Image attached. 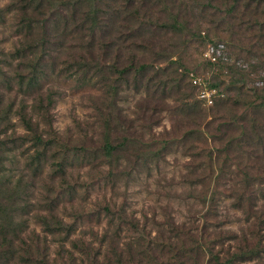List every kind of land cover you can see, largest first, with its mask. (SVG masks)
I'll return each instance as SVG.
<instances>
[{
    "label": "rangeland",
    "instance_id": "rangeland-1",
    "mask_svg": "<svg viewBox=\"0 0 264 264\" xmlns=\"http://www.w3.org/2000/svg\"><path fill=\"white\" fill-rule=\"evenodd\" d=\"M12 1L0 0L1 80L12 77L19 64V59L12 57V53L20 46L22 40V36L18 34L20 30L18 18L14 12L1 14V11L11 5ZM118 6L116 1L111 2V7ZM164 8V5L150 7L152 18L160 19V22L167 21L168 14L164 12ZM65 14L70 17L66 22L70 34L61 37L62 40L58 42L57 36L61 35L62 30L56 33V30L51 28V24L49 25L48 30H51V35L48 40L52 43L50 45L52 56L44 64L45 72L39 77L37 89L18 92L20 86L14 84L10 92L7 82L0 84L4 99L3 111L12 103L17 107L24 103L27 111L32 113L35 100L45 99L47 95H55V104L50 110L52 127L41 124L44 140L57 136L61 142L60 147L70 146L69 160L65 162L63 176L55 173L56 163L63 160L57 161L55 158L45 162L38 177L33 179L35 192L30 198L32 206L22 217L28 220L22 236L29 240L33 237L32 234H35L43 242L47 241L45 243L48 247L49 259L58 264L63 259H67L65 258L67 251L74 252L77 257L81 256L82 253L79 254V251L73 249L71 243L72 240L79 238L93 243L90 251L101 250L100 260L105 253L111 251L107 241L109 237H113L114 241L123 248L132 243L133 251L146 250L145 246L140 248L137 245L138 240L145 242L146 246L150 241L151 246L158 249L153 251L154 255H159L157 254L159 248L167 243L173 245L175 242L174 239H169L172 236L171 228L184 232L182 240L185 244L179 243L173 250L180 251L181 247L193 250L189 260L192 261V255L196 253L195 258L200 264L214 262L210 253L219 254L223 258L228 250L234 251L238 246L246 245L245 242L242 243L244 238L249 240V246L258 243L256 224L248 223L246 215L235 208L234 199L228 196L229 184L218 187L214 182L218 170L214 172L210 170L211 164L207 154L219 148L221 144L211 141L185 142L168 148L163 158L149 165H137L139 161H136V156H139V152L143 153L148 149L146 146H140L141 144L138 145L139 151L133 147L119 164L114 159L102 157L94 159L104 141L101 114L107 116L108 112L104 110L99 113V108L104 109L103 98L107 96V88L102 84L83 85L72 77L74 71H66L73 61L80 59L83 53L79 46L81 43L86 45L89 38L84 37V30L81 27V22L86 19L83 14L76 15L71 12ZM74 18H77V24ZM107 18H102V21L106 23ZM110 28L111 26L108 25L104 29H108L111 34L103 32L96 36L95 48L102 65L107 67L117 61L121 67L128 65L129 62L135 63L137 68L147 65V69L141 71L137 78L135 75L137 68L131 71L127 84L120 89L118 105L110 108L115 114L112 116L113 119L119 120L128 128L132 126L133 138L136 140L149 144L151 139L154 142L161 141L167 137L166 134L170 138L182 137L189 129L198 128L194 120L184 119L183 112L181 114L179 112L183 103L178 101V96H181L182 92L191 93L192 101L200 102L205 111L212 107L205 98L201 97L204 87L192 85L191 73L202 79L211 99L216 100L227 95L223 87L218 93V90L214 91L212 86L217 81L224 80L227 83L229 77L226 69L207 64L204 54L210 43L203 44L197 39L191 40L187 34L179 36H174L172 33L165 34L159 26L144 29L149 32V36L140 40L134 39L130 30L125 31L121 26L118 27L120 33L112 32ZM206 28L209 27L201 29V36L209 37L213 42H223L231 62L238 59L241 65L249 64L245 54L239 58L233 54L224 33L217 36L213 30ZM138 30L141 29L135 28V31ZM38 53L41 54V50ZM24 61L26 66L19 67V70L27 74L33 69L32 62H28L30 59ZM247 69L249 70V66ZM188 72H190L189 77ZM164 73L171 79L178 77V85L183 89L180 91L174 84L172 88L158 90L160 82L168 79ZM113 78L116 79V76ZM252 78L257 80L254 76ZM253 85L260 87L261 82H253ZM221 90L225 93L224 96H221ZM11 121L16 125V135L25 133L19 116L12 115ZM121 136L122 134H116L115 137L120 139ZM60 147L58 146V149ZM80 147L89 149L90 153H94L93 156L81 159L82 149L78 151ZM21 151H14L15 154L11 153L12 156L9 154L12 162H7L6 168L9 172L14 171L15 174L23 170L28 178L32 175L30 169H27L28 155L22 156ZM34 151L35 148L31 145L30 155ZM119 156L121 157L120 154ZM92 162L95 165H92ZM200 176L205 178L193 183L194 178L198 179ZM212 192L217 197L215 203L209 198ZM53 203L57 209L52 214L48 210ZM257 206V209H264V201H259ZM105 207H109L112 212ZM113 212L115 224H110ZM49 214L50 218L58 217L66 223L75 225V231L69 240L58 241L60 239L58 236H47L44 233L38 218L40 215L49 216ZM142 235L146 241L140 240ZM228 235H235V240L228 239ZM169 247L165 248V259L172 261L175 252L169 253L167 250ZM257 261H251L250 264ZM76 264L80 262L76 261Z\"/></svg>",
    "mask_w": 264,
    "mask_h": 264
},
{
    "label": "trees",
    "instance_id": "trees-1",
    "mask_svg": "<svg viewBox=\"0 0 264 264\" xmlns=\"http://www.w3.org/2000/svg\"><path fill=\"white\" fill-rule=\"evenodd\" d=\"M114 1L119 5L116 8L111 7L113 0H13L11 5L1 11V14L14 12L18 18L20 28L18 34L22 36V40L20 46L12 53V57L18 58L19 64L15 68L16 73L12 77H5L6 81L0 79V84L7 82L10 92L14 84L20 86L18 92L36 90L39 77L45 72L44 64L52 56L50 46L52 43L48 40L51 35V30H48L49 25L51 24V28H54L56 33L62 30L61 35H56L59 42L62 40L61 37L70 34L66 24L70 17L65 12L83 14L86 19L81 22V27L84 30V37L89 38V41L86 45L80 44L79 49L83 54L78 61H73L66 71H74L72 77L82 82L83 85L102 84L104 88H107V96L103 98L104 109L99 108V113L104 110L108 112L107 116L104 113L100 115L104 125V141L98 150L101 155L96 153L97 156L94 159L98 157L114 159L119 164L120 160L130 153V150H133V147L139 151L140 146H146L148 149L143 153L139 152L136 161H139L137 165H149L163 158L168 148L185 142L211 141L221 144L219 148L207 154L211 164L210 170L212 172L218 170L214 182L218 184V187L229 184L228 196L234 199L235 208L246 215L248 223L256 224V234L259 238L258 243L253 246L248 245V239H242V243L245 242L246 245H240L234 251L228 250L223 258L219 254L210 253L211 260L214 261L212 264H250L255 260L258 261L254 264H264V209H257L258 202L264 201V0ZM160 5L165 7L164 12L168 14L167 21L155 20L156 18L153 19L150 14V7ZM101 17H108L106 23ZM74 20L77 24V18ZM108 25L111 26L112 32L120 33L119 26L125 31L130 30V34L136 40L147 38L149 32L146 30L159 26L165 34L172 33L174 36L187 34L191 40L197 39L203 44H217L218 42H213V39L201 36V29L208 26L209 28L206 29L213 30L217 36L224 33L229 42L228 47L233 54L238 58L245 54L249 64L241 65L238 59L231 62L226 49L227 60H220L217 63L207 61L210 66L227 70L229 81L227 83L224 80L217 81L212 85L214 91L217 89L218 93L223 87L227 95L224 96L225 93L221 90L220 94L224 97L214 99L213 104L210 105L212 107L205 111L200 102L192 101L191 93L182 92L181 96H178V101L183 103L179 112L180 114L183 112L184 119L194 120L198 128L189 129L182 137L170 138L166 134L167 137L161 141L154 142L151 139L149 144H146L133 138L132 126L128 128L119 120L113 119L112 116L115 114L112 109L110 111L111 107L118 105L120 89L127 84L129 74L137 67L133 62L121 67L118 61L107 67L102 65L95 48L96 36L103 32L111 34L108 29H104ZM135 28L141 30L135 31ZM39 50L41 54L38 53ZM26 59H30L28 62H32L33 69L24 74L20 72L19 67L26 66L24 61ZM146 69L147 65H141L135 69L136 78L141 71ZM189 74L190 72H188V77ZM165 75L168 79L160 82L158 90L172 88L174 84L180 91L183 89L178 85V77L171 79L164 73ZM114 76L116 79L113 78ZM253 76L257 80L253 79ZM253 82H261V86H252ZM180 91H178L179 94ZM44 98L35 100L32 113L27 111L24 103L19 104L18 107L12 103L3 111L4 99L0 91V264L57 263L49 259L48 247L45 243L47 241L43 242L35 234H32L33 237L29 240L22 236L28 221L22 217L32 206L30 198L35 192L33 191V179L38 177L45 162L55 158L57 161L58 159L63 160V162L56 163L57 170L55 171L56 175L63 176L66 168L65 162L69 160V145L60 147L61 142L57 136L44 140L41 126L47 124L49 128L52 127L50 110L56 100L55 95H47ZM106 100L108 103L105 102ZM14 114L19 116L22 127L25 129V133L21 135H16V125L11 121V116ZM116 134H122L120 139L115 137ZM203 139L205 141H202ZM139 144L141 145L138 147ZM26 145L28 147H25ZM29 145L35 148L32 155L29 153ZM79 149H82L81 159L94 154L90 153L89 149L80 147L78 151ZM16 150H22V156L28 155L26 157L27 169H30V175L32 174L28 178L23 170L15 174L14 171L9 172L6 168L7 162H12L9 154ZM91 164L95 165L93 162ZM233 166L235 168L232 169ZM200 177L198 179L195 177L193 183L205 178V176ZM209 198L215 203L217 197L212 192ZM56 209L57 206L55 207L53 203L48 212L53 214ZM105 209L112 212L109 207ZM114 218L115 213L113 212L110 224H115ZM38 220L42 223L44 233L47 236H58L60 238L58 241L69 240L75 231L74 224L66 223L58 217L50 218V214L49 216L40 215ZM170 231L172 236L169 239L172 238L175 242L173 245L167 243L159 248V253H157L159 255H154L153 251L158 249L151 246L149 240L147 246L144 245L145 242L137 241V245L140 248L145 246L146 250L133 251L132 243L123 248L114 241L113 237H109L107 241L111 251L105 253L103 259L100 260L101 250L90 251L93 243L79 238L72 240L71 243L73 249L79 251V254L82 253L81 256L77 257L74 252L67 251V257H65L67 259H63L59 264H76V261L80 264H200L195 258L196 253L192 255L193 259L190 261V254L193 250L184 247H181L180 251L173 250L178 247L179 243L185 244L182 240L184 232L173 228ZM106 238L107 235L105 240ZM227 238L235 240V235H228ZM140 240H145L143 235ZM168 246H170L167 249L169 253L175 252L172 255V261L165 259V248Z\"/></svg>",
    "mask_w": 264,
    "mask_h": 264
},
{
    "label": "built area",
    "instance_id": "built-area-1",
    "mask_svg": "<svg viewBox=\"0 0 264 264\" xmlns=\"http://www.w3.org/2000/svg\"><path fill=\"white\" fill-rule=\"evenodd\" d=\"M207 61L211 63H217L220 60H227V53L225 51V46L222 43L218 44H209L205 50L204 54ZM190 80L192 81L193 85L195 86H203L201 97L205 98V101L209 104H213V99L209 96V91L206 90V87L203 85L202 79H199L194 74H190ZM210 98V99H209Z\"/></svg>",
    "mask_w": 264,
    "mask_h": 264
}]
</instances>
